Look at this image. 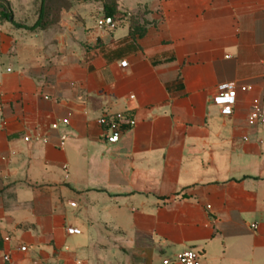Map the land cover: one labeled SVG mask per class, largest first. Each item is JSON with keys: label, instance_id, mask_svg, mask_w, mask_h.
<instances>
[{"label": "crops", "instance_id": "obj_1", "mask_svg": "<svg viewBox=\"0 0 264 264\" xmlns=\"http://www.w3.org/2000/svg\"><path fill=\"white\" fill-rule=\"evenodd\" d=\"M41 3L26 4L33 22L0 14V264H164L187 249L264 264V126L247 121L264 97V0H117L131 16L112 32L94 0L26 28ZM226 83L228 116L213 101ZM120 112L136 124L109 144L99 118Z\"/></svg>", "mask_w": 264, "mask_h": 264}, {"label": "built area", "instance_id": "obj_2", "mask_svg": "<svg viewBox=\"0 0 264 264\" xmlns=\"http://www.w3.org/2000/svg\"><path fill=\"white\" fill-rule=\"evenodd\" d=\"M131 16L130 11L124 12V15L116 16H106L102 15L97 20V25L109 32L114 31L119 24L126 18ZM123 66L127 65V62H122ZM242 91H246L247 87L242 86L240 88ZM237 99V87L235 83H226L219 86L216 95L213 98L214 103L220 108L221 114L228 116L230 115L235 107ZM248 124L251 127L264 126V97L255 98L252 102L251 109L248 115ZM62 123L67 125L69 123L68 119H63ZM99 123L106 127L105 139L109 144H115L119 142L123 127L129 126L133 127L136 124V120L130 118L127 114L120 112L115 114H106L99 118ZM60 122H54L51 127L52 129H58ZM69 137L68 134H63L62 145L65 140ZM26 140H30V137H26ZM246 139V138H245ZM258 224H253V229H258ZM68 233H79L80 230L76 228H68ZM21 251H25L26 247L22 246ZM11 256L9 254L5 255V260L10 261ZM164 264H200V254L193 249H187L179 252L174 256V258H166L163 261Z\"/></svg>", "mask_w": 264, "mask_h": 264}, {"label": "trees", "instance_id": "obj_3", "mask_svg": "<svg viewBox=\"0 0 264 264\" xmlns=\"http://www.w3.org/2000/svg\"><path fill=\"white\" fill-rule=\"evenodd\" d=\"M70 1L65 3V0H42L41 7L39 9V18L33 26H25L30 30L45 29L55 23L59 19L60 6L63 4L65 7L70 6ZM86 1V0H77ZM101 2L103 5V14L106 16L124 15V12L118 8L117 0H94ZM3 3V2H2ZM0 2V14L8 19L12 18V13L6 9ZM62 5V6H63ZM138 27V26H137ZM142 26H139L141 28Z\"/></svg>", "mask_w": 264, "mask_h": 264}, {"label": "rangeland", "instance_id": "obj_4", "mask_svg": "<svg viewBox=\"0 0 264 264\" xmlns=\"http://www.w3.org/2000/svg\"><path fill=\"white\" fill-rule=\"evenodd\" d=\"M0 2H3V6L6 7V9H8L12 14H18V16H22L30 22H33L36 18L38 9L37 7L28 8L26 6L28 0H0ZM9 2H11L12 7L9 6ZM34 3L39 4V0H34Z\"/></svg>", "mask_w": 264, "mask_h": 264}]
</instances>
